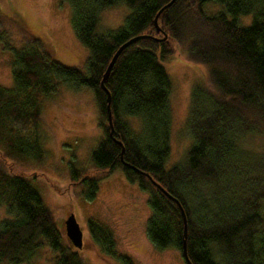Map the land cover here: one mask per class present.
I'll list each match as a JSON object with an SVG mask.
<instances>
[{
	"label": "trees",
	"instance_id": "16d2710c",
	"mask_svg": "<svg viewBox=\"0 0 264 264\" xmlns=\"http://www.w3.org/2000/svg\"><path fill=\"white\" fill-rule=\"evenodd\" d=\"M66 1L74 35L88 52L85 73L53 60L37 39L15 48L0 30L12 76L10 88L0 86V207L7 215L0 220V264L30 261L41 247L51 251V264H84L62 239L61 215L43 205L22 164L42 158L41 101L59 83L92 90L102 132L91 154L92 168L70 167L68 185L82 186L91 200L102 176L120 169L147 194L148 240L156 249L178 250L183 259L180 209L146 173L184 211L191 264H264V155L256 160L240 150L244 136L264 138V0H175L158 14L159 31L154 18L170 0ZM208 2L224 11L206 15L202 8ZM118 4L130 10L123 25L99 32L100 12ZM239 15L252 16L248 27L237 25ZM138 36L143 37L120 52L104 81L110 132L100 81L118 47ZM168 56L201 68L203 81L190 93L186 156L165 170L171 83L160 62ZM130 119H138V131L129 126ZM53 189L65 195L68 187ZM86 227L103 257L132 264L116 254L107 227L92 218Z\"/></svg>",
	"mask_w": 264,
	"mask_h": 264
},
{
	"label": "rangeland",
	"instance_id": "374dc122",
	"mask_svg": "<svg viewBox=\"0 0 264 264\" xmlns=\"http://www.w3.org/2000/svg\"><path fill=\"white\" fill-rule=\"evenodd\" d=\"M206 15L224 11L219 3L203 5ZM130 10L124 4L108 7L100 12L99 32L114 31L123 25ZM0 30L10 43L19 48L26 43L40 42L41 49L64 67L85 73L87 49L77 40L71 27V10L66 0H0ZM251 15L236 17L237 25L248 27ZM264 20V19H263ZM171 83L168 98L170 108L169 155L164 169L181 163L191 143L186 128L190 93L193 86L203 81L202 69L173 56L160 62ZM11 54L0 43V86L10 88ZM130 119L129 126L138 131V119ZM98 110L90 88L74 89L59 83L41 101L39 135L43 151L40 160L22 161L29 184L38 192L42 203L61 215L59 230L63 241L76 251L84 264H122L103 257L91 241L86 222L89 218L107 227L114 238L117 255L126 256L132 264H185L178 250L156 249L146 235L149 217L147 194L126 180L116 168L104 174L98 183L95 197L88 200L82 186H70V167L91 169V154L102 137L97 126ZM244 156L264 155V138L246 135L240 142ZM102 174V173H98ZM68 187L65 195L53 186ZM68 185V186H67ZM73 215L82 233V245L76 248L66 235L64 221ZM0 207V220L6 218ZM52 253L41 247L30 261L22 264H51Z\"/></svg>",
	"mask_w": 264,
	"mask_h": 264
},
{
	"label": "water",
	"instance_id": "95a60500",
	"mask_svg": "<svg viewBox=\"0 0 264 264\" xmlns=\"http://www.w3.org/2000/svg\"><path fill=\"white\" fill-rule=\"evenodd\" d=\"M173 1L175 0H170L167 4H165L156 14L155 18H154V25L156 26V31H159L158 27H157V16L158 14L165 9L166 7H168ZM143 36H138V37H134L130 40H128L127 42L123 43L122 45H120L118 47V49L116 50V52L114 53V55L112 56L111 60L109 61L105 72L103 73L102 79L100 81V87L101 89L106 93V102H107V113H108V123H109V127H110V132H112V125H111V116H110V110H109V103H110V96L109 93L107 91V89L104 86V81L107 79L109 72L111 70V67L113 65V63L115 62L117 56L120 54V52L129 44L135 42L136 40L142 38ZM120 144V143H119ZM121 145V144H120ZM123 152V148H121V154ZM132 168V167H131ZM146 177L151 181V183L153 185H155L157 188H159V190L169 199H171L180 209L181 215H182V221H183V237H184V241H183V247H182V255H183V259L187 264H191L187 257H186V246H185V237H186V230H187V223H186V217L184 214L183 209L181 208L179 202L173 198L171 195H169L164 189H162L154 180H152V178L146 174ZM64 226H65V231H66V235L69 238V240L71 241L72 245L76 248H80L82 245V233L79 230V227L75 221L74 216L71 214L69 215L66 220L64 221Z\"/></svg>",
	"mask_w": 264,
	"mask_h": 264
}]
</instances>
